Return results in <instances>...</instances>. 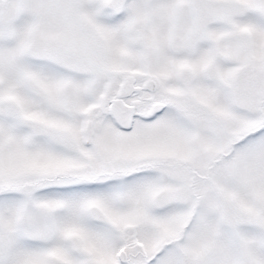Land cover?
Instances as JSON below:
<instances>
[{
	"label": "snow or ice",
	"instance_id": "6c2138e0",
	"mask_svg": "<svg viewBox=\"0 0 264 264\" xmlns=\"http://www.w3.org/2000/svg\"><path fill=\"white\" fill-rule=\"evenodd\" d=\"M0 264H264V0H0Z\"/></svg>",
	"mask_w": 264,
	"mask_h": 264
}]
</instances>
